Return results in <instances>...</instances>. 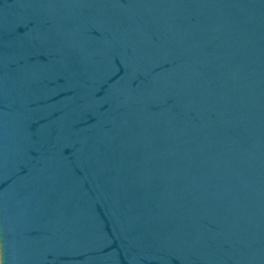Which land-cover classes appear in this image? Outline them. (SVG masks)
<instances>
[{
	"label": "water",
	"instance_id": "water-1",
	"mask_svg": "<svg viewBox=\"0 0 264 264\" xmlns=\"http://www.w3.org/2000/svg\"><path fill=\"white\" fill-rule=\"evenodd\" d=\"M0 264H264V0H0Z\"/></svg>",
	"mask_w": 264,
	"mask_h": 264
}]
</instances>
